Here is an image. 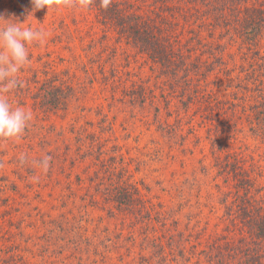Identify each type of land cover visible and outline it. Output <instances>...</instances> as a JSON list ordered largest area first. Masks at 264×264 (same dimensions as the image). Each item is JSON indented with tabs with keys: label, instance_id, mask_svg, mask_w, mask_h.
I'll use <instances>...</instances> for the list:
<instances>
[{
	"label": "rangeland",
	"instance_id": "1",
	"mask_svg": "<svg viewBox=\"0 0 264 264\" xmlns=\"http://www.w3.org/2000/svg\"><path fill=\"white\" fill-rule=\"evenodd\" d=\"M149 2L156 5L144 3ZM19 4L0 0V13L47 35L28 45L21 86L7 94L13 107H23L33 119L21 138L0 139V255L17 254L30 264H145L143 231L105 199L114 179L109 168L120 181L137 182L147 204L171 210L186 244L214 231L239 238V200L232 181L215 167V155L246 156L250 177L256 173L262 183L256 188L264 187V129L252 125L247 111L255 95L236 88L242 79L236 77L244 76L242 39L230 41L224 34V48L203 47L206 74L187 84L185 74L178 81L164 75L145 53L104 30L78 0L34 13L17 10ZM260 39L264 52V32ZM218 51L222 57L208 56ZM53 69L67 77L70 88L61 98L65 109L50 111L41 89L44 73L50 77ZM189 85L215 99V115L228 127L219 143L204 118L208 113L198 105L185 107ZM216 101L224 102L222 110ZM21 154L30 160L48 155L51 166L22 165ZM253 193L264 199V189ZM163 230L157 223L151 232Z\"/></svg>",
	"mask_w": 264,
	"mask_h": 264
},
{
	"label": "trees",
	"instance_id": "2",
	"mask_svg": "<svg viewBox=\"0 0 264 264\" xmlns=\"http://www.w3.org/2000/svg\"><path fill=\"white\" fill-rule=\"evenodd\" d=\"M149 1L156 5L150 2L145 5L146 0H111L110 6L105 9L100 6V0H89L85 7L104 30L137 47L156 65L165 69L164 75L178 81L182 80L185 74L187 84L190 81L198 82L200 77L206 74L202 67L207 64L209 57H203L205 55L203 47L215 43L216 46L224 48L220 43L221 39L224 40V34L230 41L233 38H241L247 47L241 57L244 66L240 73L244 76L236 77L242 78L238 80L236 88L245 92L249 89L250 94L255 95L252 104H248L247 111L250 112L252 125L256 124L264 129V52L260 48L262 47L260 38L264 32V0ZM24 4L26 5L23 6ZM18 6L15 7L17 10L24 9L34 13L31 0H20ZM165 7L167 11L160 12V9ZM219 24L224 27H220ZM216 27L221 28V31ZM216 32L223 33L213 38ZM221 53L222 51L216 54L209 53L208 56L222 57ZM50 66L49 69H52L53 65ZM53 71L50 77H47L50 71L44 73V88L41 89L43 94L41 101L50 111L65 109L67 101L61 98L66 89L70 88L67 77L60 75L57 69ZM206 71L212 72L213 69ZM191 88L189 85L185 107L198 105L199 110L207 112L208 115L204 118L211 124V128H214L211 134L214 137L213 141L222 140L217 138L219 134L225 138L224 128L228 127L223 125L224 120L221 117L215 115L212 103L215 99L211 93L206 97L199 88L196 87L194 90ZM222 103L224 102L216 101L215 105L222 110L224 108ZM254 128L252 126L251 130ZM93 152L94 150L90 153ZM246 160V156L242 154H232L229 158L221 154L215 155V167L226 180L232 181L233 194L235 199L238 197L239 200L237 218L240 228H237V231L241 233H236L240 236L237 239L230 233L231 226L227 225L229 235H221L214 231L209 238L201 235L195 238L197 241L186 244L188 239L180 233L182 231L177 228V221L172 220L174 217L170 215L171 210L165 211L158 205L147 204L137 187V182L120 181L111 168L108 176H114V179L109 183L110 191L105 194V199L114 202L117 206L115 210H120L123 217L131 216V223L136 226L135 228L138 227L137 230L143 231L140 256L146 258L145 264H159L164 261L176 264H264V199L261 200L253 193L262 191L264 187L261 185V188H256L262 183L256 173L255 178L250 177L252 172L246 167ZM155 213L159 214L160 218L157 215L154 217ZM157 223L161 224L164 233V230L159 235L151 232ZM0 264L30 263L17 254L4 252L0 255Z\"/></svg>",
	"mask_w": 264,
	"mask_h": 264
},
{
	"label": "clouds",
	"instance_id": "3",
	"mask_svg": "<svg viewBox=\"0 0 264 264\" xmlns=\"http://www.w3.org/2000/svg\"><path fill=\"white\" fill-rule=\"evenodd\" d=\"M88 3L89 0H79L80 6H87ZM110 3L111 0H100V6L105 9ZM31 4L35 12L61 4L68 6L69 0H31ZM25 24L26 21L20 23L12 18L6 19L0 13V139L21 138L33 119L31 112L23 107H13L7 95L21 86L18 74L30 63L28 45L42 43L47 35L43 30ZM50 161L51 157L48 155L37 160H30L26 154L19 157L22 165L31 163L43 170L50 168Z\"/></svg>",
	"mask_w": 264,
	"mask_h": 264
}]
</instances>
